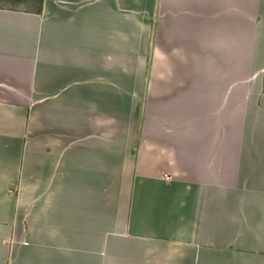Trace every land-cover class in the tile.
Instances as JSON below:
<instances>
[{"label":"crops","instance_id":"1","mask_svg":"<svg viewBox=\"0 0 264 264\" xmlns=\"http://www.w3.org/2000/svg\"><path fill=\"white\" fill-rule=\"evenodd\" d=\"M0 5V264H264V0Z\"/></svg>","mask_w":264,"mask_h":264},{"label":"trees","instance_id":"2","mask_svg":"<svg viewBox=\"0 0 264 264\" xmlns=\"http://www.w3.org/2000/svg\"><path fill=\"white\" fill-rule=\"evenodd\" d=\"M30 4L32 7H38L39 6V9L37 10V12L40 14L41 11H42V3H43V0H29Z\"/></svg>","mask_w":264,"mask_h":264},{"label":"rangeland","instance_id":"3","mask_svg":"<svg viewBox=\"0 0 264 264\" xmlns=\"http://www.w3.org/2000/svg\"><path fill=\"white\" fill-rule=\"evenodd\" d=\"M0 5L16 6L17 5V0H0Z\"/></svg>","mask_w":264,"mask_h":264}]
</instances>
